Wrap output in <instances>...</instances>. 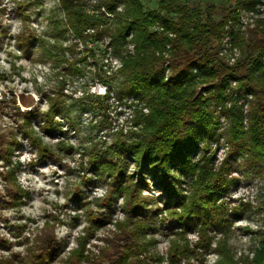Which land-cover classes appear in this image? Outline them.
Wrapping results in <instances>:
<instances>
[{
    "label": "trees",
    "instance_id": "obj_1",
    "mask_svg": "<svg viewBox=\"0 0 264 264\" xmlns=\"http://www.w3.org/2000/svg\"><path fill=\"white\" fill-rule=\"evenodd\" d=\"M94 2L90 9L85 0H59L62 19L55 24L60 35L70 32L83 44L79 62L95 57L89 43L108 40L121 65L111 76L99 66L97 82L106 86V93L85 91L69 103L61 87L54 94H44L49 107L43 113H25L16 107V118L24 116L18 130L28 137L41 163L58 156L35 135L33 116L43 119L41 132L51 136L61 128L57 115L70 120L69 115L78 110L97 117L107 111L113 98L133 101L127 103L132 109L130 128L115 132L105 149L95 144L86 148L90 171L96 179L108 181L111 190L102 202L106 211L90 213L87 236L79 239L78 249L61 264H161L163 258L150 252L151 242L144 234L151 218L143 191L151 186L166 193L161 197L163 208L157 207V211H167L177 225V238L168 249L171 263L215 251L219 264H264V230L258 232L252 254L235 259L229 234L233 219L244 208L234 207L229 214L224 201L236 184L232 172L238 159L249 170L264 175V0H236L220 12L210 2L202 6L158 0L154 9L147 8L143 0ZM242 12L254 16L253 26L244 30ZM18 41L30 43L23 38ZM77 47L78 43L62 47V57L49 51L48 56L64 59L65 50L75 54ZM68 68L72 74L83 75L77 62L68 63ZM221 115H225V127ZM221 139L227 152L217 164L212 144L220 145ZM4 151L9 159L13 150ZM130 164L134 165L131 173ZM5 190L0 199L12 207L22 205L21 199L28 194L14 178ZM119 195L124 199V219L115 222L117 231L103 239L97 253L88 250V237L106 224L107 210ZM82 197L79 188L74 198L80 201ZM191 233L198 237L193 247L187 240ZM36 238L26 256L14 257L20 264H53L63 249L55 225L46 223ZM2 243L8 247L7 240L1 239ZM14 262L17 259H0V264Z\"/></svg>",
    "mask_w": 264,
    "mask_h": 264
},
{
    "label": "rangeland",
    "instance_id": "obj_2",
    "mask_svg": "<svg viewBox=\"0 0 264 264\" xmlns=\"http://www.w3.org/2000/svg\"><path fill=\"white\" fill-rule=\"evenodd\" d=\"M85 1L90 9L95 5L94 0ZM143 1L147 8L157 7L158 0ZM181 1L202 6L208 2L215 3L220 12L224 5L233 4L236 0ZM0 8L3 9L0 12V198L13 178L28 192L21 199L22 205L8 206L0 199V259H17L18 262L14 264H20L19 258L27 255L28 248L36 243V236L49 222L55 225V235L63 245L61 255L53 264H61L63 259L78 249L79 239L87 236L91 225L90 213L106 211L102 202L111 190L108 181L96 179L90 171L86 148L95 144L98 149H105L113 142L115 132L128 130L132 109L127 103L133 101L125 99L120 102L113 98L107 111L97 117L90 112L80 114L78 110L69 115L70 120L57 115L55 120L61 122V128L51 136L41 132L43 119L33 116L31 125L35 135L58 156L38 163L37 150L31 146L28 137L18 130L24 116L16 118L17 108L25 113L34 110L43 113L49 107L44 94H54L61 87L69 103L81 97L85 91L105 94L106 86L97 82L96 72L99 66H103L107 75L111 76L121 62L111 53L107 39L89 43L95 57H88L87 63L79 62L83 44L70 32L63 36L60 29L56 30L55 22L62 19L59 0H0ZM242 15V29L252 27L253 14L242 12ZM20 38L30 43H19ZM73 43H78V52L71 54L65 50V58H61L62 47L67 48ZM59 45H62L61 49L56 48ZM48 51L61 57H49ZM74 62H77L83 75L70 72L68 63ZM243 107L245 111L248 110L247 104ZM221 116L225 127V115ZM13 140H18L20 145H13ZM7 148L13 150L9 159L4 151ZM212 151H215L216 163L219 164L227 152L225 140L221 139L220 145L213 142ZM133 170L134 165L130 164L129 172ZM7 174L6 179L4 176ZM232 176L236 178V184L224 198L225 205L229 208V214L234 207L243 205L244 208L242 214L233 219L229 234V247L237 260L252 254L251 247L259 239L258 232L264 230V175L249 170L240 158L234 164ZM89 178L95 179L86 181ZM79 188H82L83 197L76 201L74 193ZM143 194L149 200L147 215L151 218L144 234L146 240L151 242L150 252L163 258L161 264H219L220 256L215 251L171 263L168 249L177 238L174 235L177 225L167 211H157V207L163 208L161 197L165 198L166 193L151 186ZM123 203L124 199L119 195L112 209L107 210L106 224L88 237V250L97 253L104 245L103 239L110 238L117 231L115 222L123 220L125 216ZM1 239L7 240L8 247L1 244ZM197 239L196 233L187 235L192 247ZM215 247L216 244H213L212 248ZM14 255H19V258ZM82 264L86 263L83 261ZM151 264H157V261H151Z\"/></svg>",
    "mask_w": 264,
    "mask_h": 264
}]
</instances>
